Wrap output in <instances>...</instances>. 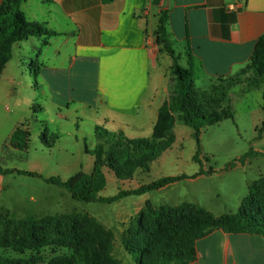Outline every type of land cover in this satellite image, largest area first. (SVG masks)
Returning a JSON list of instances; mask_svg holds the SVG:
<instances>
[{
  "label": "rangeland",
  "instance_id": "374dc122",
  "mask_svg": "<svg viewBox=\"0 0 264 264\" xmlns=\"http://www.w3.org/2000/svg\"><path fill=\"white\" fill-rule=\"evenodd\" d=\"M33 79L22 76L5 105L0 98V164L42 174L0 173V257L16 264H50L64 258L84 264L88 252L95 264H111L108 252L118 264H158L159 255L169 250L166 236L178 237L193 217L189 209L170 215L168 208L193 204L215 216L237 213L251 184L264 177V138L256 139L264 117L263 89L236 95L243 90L238 85L232 92L234 118L203 128L202 164L193 159L198 150L193 128L177 123L174 144L151 163L150 171L139 168L132 178L121 179L105 166L107 184L100 195L113 196L167 175L193 176L201 167L203 175L113 202L74 199L66 187L46 178L66 180L80 170L93 171L94 156L87 150L97 144L94 128L99 123L88 114H63L66 105L52 103L51 93H43L41 77ZM205 83L204 78L196 80L199 89H205ZM0 84L4 97L5 83ZM19 126L30 132L27 149L10 145V135ZM125 239L131 240L134 251ZM139 248H146V254Z\"/></svg>",
  "mask_w": 264,
  "mask_h": 264
},
{
  "label": "crops",
  "instance_id": "0c3cea01",
  "mask_svg": "<svg viewBox=\"0 0 264 264\" xmlns=\"http://www.w3.org/2000/svg\"><path fill=\"white\" fill-rule=\"evenodd\" d=\"M164 9L181 62L189 66L191 54L206 88L211 78L241 71L264 34V0H25L27 18L56 35L14 45L18 55L1 75L0 98L7 102L22 76L41 77L51 102L66 105L63 114L94 116L131 138L150 136L171 82L172 58L156 39ZM196 249L187 264H264L261 234L214 229Z\"/></svg>",
  "mask_w": 264,
  "mask_h": 264
},
{
  "label": "trees",
  "instance_id": "16d2710c",
  "mask_svg": "<svg viewBox=\"0 0 264 264\" xmlns=\"http://www.w3.org/2000/svg\"><path fill=\"white\" fill-rule=\"evenodd\" d=\"M25 0H2L0 2V78L9 61L13 59L14 45L28 39L30 36H52L56 32L50 29L46 22L29 20L22 10ZM169 12L162 10L156 39L172 58L169 96L160 107L157 122L153 132L148 137H128L122 130H109L103 125H95L97 144L94 149L87 150L94 156V168L91 173L80 170L68 179L60 176H50L46 180L50 183L66 187L72 197L83 201H117L128 195H142L151 190L166 187L177 181L196 177L206 172L201 167L193 176L188 174L167 175L150 183H145L132 189H121L113 196H102L100 192L107 184L104 167H110L118 178H132L141 168L150 171L151 163L169 149L175 142L174 128L177 123L189 125L197 140L198 150L193 159L200 164L202 160L200 138L206 125L220 123L225 119H233L235 111L232 106L233 88L242 85L243 90L236 95H244L254 89H263L264 113V34L256 44L255 50L247 65L239 72L227 76L211 78L206 89H199L196 85L198 75L193 68V60L189 55V66L181 63L182 55L177 52L171 41L168 29ZM197 68V66L195 67ZM38 69V68H37ZM38 73V70L36 71ZM256 139L264 134V117L260 126L256 128ZM30 132L19 126L11 138L10 144L14 148L27 149ZM244 160V159H243ZM211 171V169H210ZM19 172L42 177V174L18 168L4 167L0 164V173ZM189 209L192 220L173 238L166 236L165 244L168 252H162L158 257V264L176 261L177 264H187L197 259V240L214 229H223L230 233H250L264 236V177L255 180L249 187V193L242 199L237 213H225L215 216L211 211L201 206L187 204L179 209L168 208L170 215L174 212L182 214ZM124 244L134 251L131 240L125 239ZM150 244L149 242L147 245ZM139 252L146 254V248H139ZM111 264L118 262L107 254ZM94 254L88 252L84 264L93 263ZM0 264H16L14 259L0 257ZM50 264H76L64 258L61 262ZM141 264H144L143 262Z\"/></svg>",
  "mask_w": 264,
  "mask_h": 264
}]
</instances>
